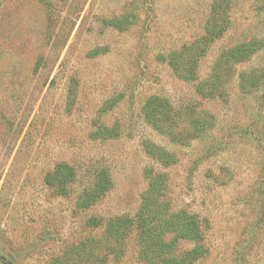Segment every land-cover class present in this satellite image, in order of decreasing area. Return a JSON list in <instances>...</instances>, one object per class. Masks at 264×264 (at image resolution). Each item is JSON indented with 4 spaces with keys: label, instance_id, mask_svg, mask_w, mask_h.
<instances>
[{
    "label": "rangeland",
    "instance_id": "374dc122",
    "mask_svg": "<svg viewBox=\"0 0 264 264\" xmlns=\"http://www.w3.org/2000/svg\"><path fill=\"white\" fill-rule=\"evenodd\" d=\"M0 264H264V0H0Z\"/></svg>",
    "mask_w": 264,
    "mask_h": 264
},
{
    "label": "trees",
    "instance_id": "16d2710c",
    "mask_svg": "<svg viewBox=\"0 0 264 264\" xmlns=\"http://www.w3.org/2000/svg\"><path fill=\"white\" fill-rule=\"evenodd\" d=\"M61 167H63L62 169L66 170L67 175L70 176L73 174L74 170L72 167L68 166V165H62ZM68 180V179H67ZM64 184L66 183V181L63 179ZM154 186L151 187V190H154ZM83 199H85L88 202V205H91L95 202L96 196L94 195L93 191L91 190H85L82 193ZM142 212V211H141ZM139 228L141 229V237L143 238V241H145L144 246L146 247H151L153 246L154 240L151 238L152 236V231L153 228H151L150 224L148 223V218H141L138 224ZM191 228L192 225L191 224H186L184 227H182L181 229H179L177 236L179 238H189L190 234H191ZM165 231V230H163ZM161 232V231H159ZM158 232V233H159ZM166 232V231H165ZM161 245L162 243H164L165 241H163V238L160 241ZM159 246H157L156 250H154V253H156L155 255L159 254Z\"/></svg>",
    "mask_w": 264,
    "mask_h": 264
}]
</instances>
